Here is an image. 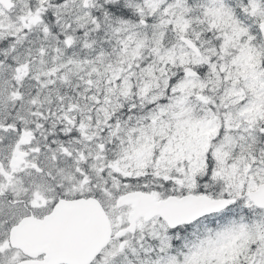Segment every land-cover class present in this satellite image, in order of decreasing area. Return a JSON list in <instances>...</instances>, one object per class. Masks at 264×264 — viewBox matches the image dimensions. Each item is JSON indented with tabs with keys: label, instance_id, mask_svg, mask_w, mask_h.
Here are the masks:
<instances>
[{
	"label": "snow or ice",
	"instance_id": "1",
	"mask_svg": "<svg viewBox=\"0 0 264 264\" xmlns=\"http://www.w3.org/2000/svg\"><path fill=\"white\" fill-rule=\"evenodd\" d=\"M0 264H264V0H0Z\"/></svg>",
	"mask_w": 264,
	"mask_h": 264
}]
</instances>
